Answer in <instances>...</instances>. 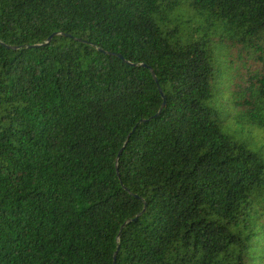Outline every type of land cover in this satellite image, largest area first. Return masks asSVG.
I'll list each match as a JSON object with an SVG mask.
<instances>
[{
	"label": "trees",
	"instance_id": "16d2710c",
	"mask_svg": "<svg viewBox=\"0 0 264 264\" xmlns=\"http://www.w3.org/2000/svg\"><path fill=\"white\" fill-rule=\"evenodd\" d=\"M0 264H264V0H0Z\"/></svg>",
	"mask_w": 264,
	"mask_h": 264
},
{
	"label": "water",
	"instance_id": "95a60500",
	"mask_svg": "<svg viewBox=\"0 0 264 264\" xmlns=\"http://www.w3.org/2000/svg\"><path fill=\"white\" fill-rule=\"evenodd\" d=\"M51 38H52V37H50V38L48 39V41L46 42V44H48V42L51 40ZM118 58L120 59V57H118ZM140 67H141V68H147V67L144 66V65H141ZM147 69L149 70V72H150V74H151V76H152L154 82L157 83L156 78H155V75H154V73L152 72V70L149 69V68H147ZM159 93L161 94V90H160V89H159ZM122 150H123V149H122ZM122 150L119 152L118 156L121 154Z\"/></svg>",
	"mask_w": 264,
	"mask_h": 264
},
{
	"label": "rangeland",
	"instance_id": "374dc122",
	"mask_svg": "<svg viewBox=\"0 0 264 264\" xmlns=\"http://www.w3.org/2000/svg\"><path fill=\"white\" fill-rule=\"evenodd\" d=\"M256 143H257L256 145H260V144H261V141H259V142H258V141H256Z\"/></svg>",
	"mask_w": 264,
	"mask_h": 264
}]
</instances>
